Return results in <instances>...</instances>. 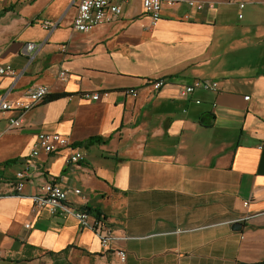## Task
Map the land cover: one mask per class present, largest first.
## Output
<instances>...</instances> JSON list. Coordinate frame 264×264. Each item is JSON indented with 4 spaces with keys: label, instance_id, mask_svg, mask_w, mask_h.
<instances>
[{
    "label": "crops",
    "instance_id": "1",
    "mask_svg": "<svg viewBox=\"0 0 264 264\" xmlns=\"http://www.w3.org/2000/svg\"><path fill=\"white\" fill-rule=\"evenodd\" d=\"M78 1L0 0V64L17 74L0 75V103L41 84L60 94L21 114L0 108V264L264 263V0H163L154 25L129 0L89 32L73 28ZM158 79L170 82L155 90ZM202 79L218 90L180 95ZM42 131L71 145L31 157ZM72 149L86 160L68 163ZM52 181L102 227L34 213L31 197Z\"/></svg>",
    "mask_w": 264,
    "mask_h": 264
},
{
    "label": "built area",
    "instance_id": "2",
    "mask_svg": "<svg viewBox=\"0 0 264 264\" xmlns=\"http://www.w3.org/2000/svg\"><path fill=\"white\" fill-rule=\"evenodd\" d=\"M129 0H79L76 17H74L73 28L82 32H89L93 30L96 26L103 24L104 22L117 19L120 17L122 12V6ZM143 7L147 12V15L151 18V24L154 25L162 17V4L163 0H143ZM191 5L200 9L202 5L195 4L194 1H190ZM246 4L242 0L240 2V7H244ZM242 17V14H240ZM44 27L52 29L55 27L54 23L50 21L44 22ZM36 47L33 42H28L22 49L23 54L27 55L30 59L32 57V50ZM68 74L67 70H62L61 75L66 77ZM0 75H17L16 70L11 65L0 64ZM167 79H158L153 81L152 86L155 90L161 89L164 85L169 83ZM219 88V83L217 81H209V79L195 80L194 82L182 85L180 90V95L182 97H187L191 93L193 94L196 89H206L208 91H216ZM126 93L138 96V92L135 89H127ZM50 89L48 85L41 84L35 88H31L24 100L18 101H7L2 99L0 103V108L5 111H17L20 114L29 109H33L38 105L46 96H49ZM93 99L98 100L101 98L100 93H93ZM246 99L249 96L245 97ZM11 127H21L23 125V120L20 117H10L9 118ZM70 144L69 140L58 132H47L42 131L38 134L37 141L31 149V157H37L41 151L46 153H51L59 148H66ZM86 160V152L72 149L69 154L68 163L70 164H80ZM32 176L30 165L24 166L16 173V181L14 182V193L20 194L24 191L27 181ZM74 191L77 195L82 194L80 189L75 188ZM69 190L62 187L57 182H48L42 186V190L38 194H34L31 199L33 203L32 211L37 213L41 209L48 211L50 214H64L66 212H72L76 218L80 221L82 227L92 226L93 229H99L102 227V222L100 219L96 218L94 223L89 222V214L86 211L76 210L71 208L67 204ZM102 245L105 248H109L111 243V237L108 232L101 233ZM121 260L125 261L127 259V253L120 249L118 251Z\"/></svg>",
    "mask_w": 264,
    "mask_h": 264
},
{
    "label": "trees",
    "instance_id": "3",
    "mask_svg": "<svg viewBox=\"0 0 264 264\" xmlns=\"http://www.w3.org/2000/svg\"><path fill=\"white\" fill-rule=\"evenodd\" d=\"M60 96V94H57V95H49V96H46V100H50V99H53V98H56V97H59ZM93 140H95V141H100L101 139L100 138H95V136L94 137H91V138H89L88 139V142H92ZM11 161H9L8 163H10ZM237 264H246V263H242V262H239V263H237ZM258 264H263V263H258Z\"/></svg>",
    "mask_w": 264,
    "mask_h": 264
},
{
    "label": "water",
    "instance_id": "4",
    "mask_svg": "<svg viewBox=\"0 0 264 264\" xmlns=\"http://www.w3.org/2000/svg\"><path fill=\"white\" fill-rule=\"evenodd\" d=\"M241 227H242V224L237 221L233 224V228H235L236 230H239Z\"/></svg>",
    "mask_w": 264,
    "mask_h": 264
}]
</instances>
